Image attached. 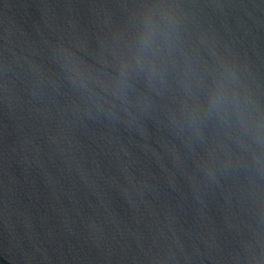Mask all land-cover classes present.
Segmentation results:
<instances>
[{
  "label": "water",
  "instance_id": "95a60500",
  "mask_svg": "<svg viewBox=\"0 0 264 264\" xmlns=\"http://www.w3.org/2000/svg\"><path fill=\"white\" fill-rule=\"evenodd\" d=\"M0 264H264V0H0Z\"/></svg>",
  "mask_w": 264,
  "mask_h": 264
}]
</instances>
